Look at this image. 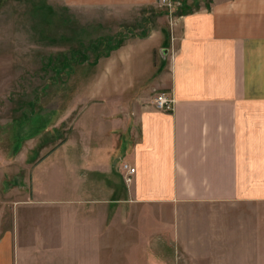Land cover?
I'll list each match as a JSON object with an SVG mask.
<instances>
[{
  "label": "crops",
  "instance_id": "0c3cea01",
  "mask_svg": "<svg viewBox=\"0 0 264 264\" xmlns=\"http://www.w3.org/2000/svg\"><path fill=\"white\" fill-rule=\"evenodd\" d=\"M65 3L150 13L156 0ZM186 6L171 39L163 27L140 33L145 45L117 54L110 70L170 93L172 112L136 97L134 117L106 114L111 103L96 105L101 118L86 109L90 128L31 171L28 198L0 228V264H103V253L113 264H264V0ZM123 162L135 168L130 183ZM48 166L62 183L39 187L34 171ZM40 189L47 212L36 215Z\"/></svg>",
  "mask_w": 264,
  "mask_h": 264
},
{
  "label": "rangeland",
  "instance_id": "374dc122",
  "mask_svg": "<svg viewBox=\"0 0 264 264\" xmlns=\"http://www.w3.org/2000/svg\"><path fill=\"white\" fill-rule=\"evenodd\" d=\"M40 5L51 7L53 15L43 16L41 11L36 12ZM64 7L69 8L67 15L72 17V24L62 22ZM125 10L123 7L67 6L65 0H0L2 230L10 226L9 217L13 214L15 201L28 198L33 168L60 150L67 140L77 139L84 128H90L81 122L86 109L94 117L101 118L103 111L96 105L111 103L114 108L110 111L107 108L106 114L117 113L119 119L127 115L134 117L133 111L127 110L134 97L142 104L152 105L153 99L161 92L150 91L143 77L140 81L137 79L135 82H139L134 86L126 80L125 72L110 77L117 54L128 53L131 46L141 49L145 45L146 40L138 38L140 33L149 35L154 28L163 27L170 39L174 34L169 16L159 5V0L150 8V13L145 7ZM72 32L79 34L78 41L71 40ZM92 39L102 40L98 49L89 47L88 41ZM122 39L126 40L124 48L118 52L110 51L109 58L102 57L93 64L94 53H105L110 45ZM77 52L86 53L89 59H80L79 62L75 58ZM171 54L169 52L164 58L168 60ZM110 86L124 92L109 94ZM54 173L57 169L52 166L47 170L37 167L34 171L37 185L51 186L54 177L57 179L53 184L58 185L61 181ZM50 198L57 200L55 195ZM35 199L31 212L45 214V189H40ZM53 212L62 213L61 206L54 207ZM109 257L103 253V264H113Z\"/></svg>",
  "mask_w": 264,
  "mask_h": 264
},
{
  "label": "built area",
  "instance_id": "2783aa9c",
  "mask_svg": "<svg viewBox=\"0 0 264 264\" xmlns=\"http://www.w3.org/2000/svg\"><path fill=\"white\" fill-rule=\"evenodd\" d=\"M159 5L162 6L168 13L171 25L173 23V16L177 9L181 6L180 0H159ZM153 107L160 112H172L174 107V98L170 93L161 92L159 93L152 102ZM121 171L123 178L126 183L132 181V176L135 173V168L131 167L128 163H121Z\"/></svg>",
  "mask_w": 264,
  "mask_h": 264
},
{
  "label": "trees",
  "instance_id": "16d2710c",
  "mask_svg": "<svg viewBox=\"0 0 264 264\" xmlns=\"http://www.w3.org/2000/svg\"><path fill=\"white\" fill-rule=\"evenodd\" d=\"M180 1H181V7H180V9L177 10V13L178 14H188V12L191 11V8L186 6V0H180ZM63 9H64L63 10V14L64 15L63 16L61 15L62 22L64 24H72L73 23L72 17L68 18V15H67L68 9L66 7H64ZM35 11L36 12H40L41 11L40 13H42V14L44 13L43 16H45V15L47 16L48 13L53 15V13H54V10L51 7L44 6V5L38 6L37 10H35ZM72 34H73V36L71 37V40L75 39L76 41H78V38H80L79 34L76 33V32H72ZM62 38H65V36H62ZM101 41H102L101 39H92V40L88 41L89 42L88 45H89V47H96V49H98V47L101 46L100 45ZM122 42H123V39L118 41V42H116L114 45H110V47L108 48V50L105 53H94L93 64H96L100 57L109 56L110 51L116 50L117 48H119L121 46ZM78 43H80V42H78ZM108 44H109V42H108ZM75 58H77L78 61L80 59H81V61H83V60L86 61V60L89 59L88 56L86 55V53H84V52H81V53L77 52Z\"/></svg>",
  "mask_w": 264,
  "mask_h": 264
}]
</instances>
